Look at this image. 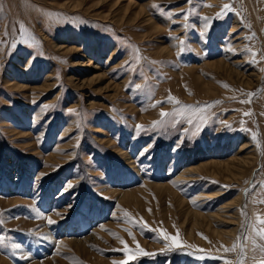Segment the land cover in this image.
Masks as SVG:
<instances>
[{"label": "rangeland", "instance_id": "obj_1", "mask_svg": "<svg viewBox=\"0 0 264 264\" xmlns=\"http://www.w3.org/2000/svg\"><path fill=\"white\" fill-rule=\"evenodd\" d=\"M261 201L264 0H0V264H258Z\"/></svg>", "mask_w": 264, "mask_h": 264}, {"label": "snow or ice", "instance_id": "obj_2", "mask_svg": "<svg viewBox=\"0 0 264 264\" xmlns=\"http://www.w3.org/2000/svg\"><path fill=\"white\" fill-rule=\"evenodd\" d=\"M186 2L189 3V4H191V0H186ZM154 7H156V6H154ZM229 7H230V5H227V4H225L223 6L224 9H228ZM219 15H221V14H218V16ZM184 18L187 19V16L185 15ZM21 29H23V25H21ZM183 43L184 42L181 41V44H183ZM180 51L183 52L184 49L181 48ZM136 87L139 88L140 86L137 85ZM224 87H228V86L227 85H224ZM248 95H254V94L249 93ZM241 102L242 103H251V101H241ZM158 103H162V102H158ZM176 103L178 104L179 101H176ZM167 115H169V113H164V112L161 113V116H167ZM245 115H251V113H245ZM188 122L191 123V120H189ZM157 123H159V122H154V125L157 124ZM142 127L143 126L137 125V131H139ZM71 187H72V185H68V188H71ZM261 203H264V201H261ZM57 214L59 215V213H57ZM242 214H245V213H243V210H242ZM46 219H47V223L49 225L56 223V221L55 220H52L51 218H46ZM257 220L259 221V223L264 224V219H261L259 216H257ZM132 222L133 223H141L145 227L147 226L146 225V222H143L142 220L139 221V222H137V221H132ZM161 235L163 236V238L165 240H171L172 241V244L175 247H180L181 246L180 245V242H179V240H178V238L176 236H171L170 237L166 232H161ZM257 235H259L261 237V239H264V231L257 230ZM3 239H4V237L3 236H0V240H3ZM42 239H47V237L46 236L45 237H42ZM245 239H247V237H245ZM121 243H124V241L121 240ZM11 247L13 249H19V248H21V245L14 243V244L11 245ZM189 247H192V246H189ZM232 250H234V249H227V248L225 249V251H232ZM254 250H255V246H254ZM124 251H125V254L127 256V259L126 260H121V261H114L113 264H128V261L129 260H135L138 256H146L147 257V256H154V255H156L155 253H150V252L145 251L139 245H137V248H136V251L135 252L130 251L127 248V246L125 245ZM241 251L243 252V247H241ZM260 251L262 253H264V247H261L260 248ZM21 258L22 259H25V260H29L30 259L27 255L22 256ZM224 264H232V262L229 261V260H225L224 261ZM237 264H243V260H238L237 261ZM258 264H264V260L259 261Z\"/></svg>", "mask_w": 264, "mask_h": 264}, {"label": "bare ground", "instance_id": "obj_3", "mask_svg": "<svg viewBox=\"0 0 264 264\" xmlns=\"http://www.w3.org/2000/svg\"><path fill=\"white\" fill-rule=\"evenodd\" d=\"M213 65H217V68H222V66H221V63L220 62H218V63H212ZM211 64V65H212ZM247 146V144L246 143H243V146L242 147H246ZM252 156V155H251ZM234 161H236V160H229L228 162H226L225 164H224V168L226 169V170H228V172L231 174H233V171H235L238 175L241 173L242 174V172H243V169H242V166H244L245 164H248L249 165V163H251L252 161H250V159L249 158H244V159H240L239 160V162L237 161V163H234ZM251 165V164H250ZM246 166V165H245ZM232 169H233V171H232ZM237 174L235 175V176H237Z\"/></svg>", "mask_w": 264, "mask_h": 264}]
</instances>
